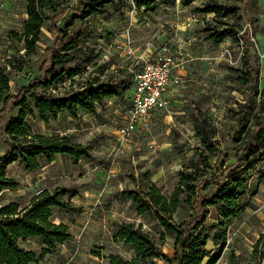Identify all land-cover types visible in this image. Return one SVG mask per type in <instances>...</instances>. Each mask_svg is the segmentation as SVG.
<instances>
[{
    "label": "rangeland",
    "instance_id": "rangeland-1",
    "mask_svg": "<svg viewBox=\"0 0 264 264\" xmlns=\"http://www.w3.org/2000/svg\"><path fill=\"white\" fill-rule=\"evenodd\" d=\"M203 1L196 0L187 6L180 0L160 1L154 12L147 13L142 9L134 10L130 0H117L107 6L104 15H92L84 22L76 23L69 34L83 29L87 37L80 57L74 55L68 67L77 66L86 51L98 63L108 65L106 75L127 65L135 67L136 63L126 59L121 51L124 44L131 42L137 54H142L154 51L164 40H171L179 64L171 82V102L166 108L153 112L127 139L121 136L119 129L125 123L128 92L122 98L111 97L98 104L94 114L81 108L76 118L65 112L57 120L46 123L35 110L34 115L26 117L34 133L68 135L74 142L87 145L92 156L75 160L68 154H59L51 164L44 162L35 172L27 171L21 161L14 162L9 165L8 175L18 180L20 186L14 190L6 189L0 196V205L18 202L25 206L41 190H68L65 199L72 201L71 209L54 208V221L70 227L73 236L68 250L73 247L86 259L90 258L89 254H99L102 250L108 255L116 253L130 259L133 256L131 246L115 239V233L125 222L142 224L159 239L162 227L152 214H139L128 191H143L154 184L167 197L173 194L181 179L179 172L192 160H197L196 148L201 147L193 129V101L219 126L218 148L222 153L233 155L235 150L231 141L235 121L231 119L236 114L232 108H237L241 101L247 102L250 95V84L237 79L243 75L240 70L244 67L242 46L230 38L221 43L206 38L204 28L214 26L217 20L214 14L199 11ZM27 3L28 0H0L1 62L10 60L17 46L21 54L26 53L23 40L14 41L12 34L22 31L24 22L29 19ZM230 3L238 7L237 13L218 21L235 23L241 29L240 34L248 32L254 44L252 64L259 69L260 93L252 97L254 101L248 110L257 109L264 95V0H231ZM76 8L77 0H57L44 10L46 22L42 26L37 52L26 58L28 63L21 71L11 72L13 94H18L21 87L39 76L47 47L53 49L57 42V34L51 30V25L62 28ZM68 37L58 42L57 53H63L61 46ZM232 67L239 70H230ZM69 83L66 79L52 89L62 94L69 89ZM36 89L43 91L41 87ZM28 103L35 109L33 98L28 97ZM20 109L11 104L2 115L0 158L6 153L2 130L11 119L19 116ZM218 157L216 151L215 159ZM213 189L202 191V195H208ZM259 190L250 207L228 221L224 230L227 242L222 245V257L214 264H229L232 254L239 257L237 264H248L253 244L264 233V182ZM182 208V213L175 219L192 213L186 204ZM209 210L208 224L215 220L213 208ZM164 239L163 250L173 255L175 235L167 234ZM28 246L39 252L43 244L40 240H32ZM208 248H215L213 242H209ZM51 262L46 259L45 263ZM157 264L168 263L161 260Z\"/></svg>",
    "mask_w": 264,
    "mask_h": 264
},
{
    "label": "trees",
    "instance_id": "trees-1",
    "mask_svg": "<svg viewBox=\"0 0 264 264\" xmlns=\"http://www.w3.org/2000/svg\"><path fill=\"white\" fill-rule=\"evenodd\" d=\"M55 1L28 0L26 11L29 19L24 22L22 31L12 34L14 41L23 40L26 53L21 54L17 46L10 60H0V126L2 115L11 104L21 108L19 116L11 119L2 130L6 153L0 158V196L6 189L14 190L20 186L18 180L8 175L9 165L16 161H21L27 171L35 172L43 167L44 162L51 164L59 154H68L75 160L92 156L87 145L74 142L68 135L34 133L26 120L27 115H34L36 110L40 120L50 123L65 112L76 118L81 108L94 114L98 104L111 97L122 98L133 88L134 68L127 65L106 75L108 65L98 63L86 51L77 66L68 67L74 55L80 57L79 52L87 37L83 29L71 35L70 30L78 21L84 22L92 15H104L107 6L117 2L77 0L73 16L62 28L51 25V30L57 34V42L53 49L47 47L46 60L41 64L39 76L29 85L21 87L18 94L12 93L11 72L21 71L28 63L26 58L37 52L42 26L46 22L44 10ZM160 1L169 3L170 0H134L136 8L147 13L154 12ZM195 1L180 0L183 6ZM230 1L204 0L199 11L212 13L217 20L214 26L204 28L206 38L214 43L230 38L243 49L244 67L240 69L243 75L237 79L243 84H250V95L247 102L241 101L237 108H232L236 114L231 119L235 121L231 141L235 153H222L217 145L219 126L193 101V129L201 147L196 148L197 160H192L179 172L181 179L173 194L167 197L154 184L143 191L130 190L127 193L138 206L139 214L150 213L158 221L163 229L159 239L142 224L122 223L115 239L130 245L133 256L126 259L121 254H111L108 255V264H157L161 260L168 264H204L207 259L206 264H214L222 257V245L227 242L224 230L228 221L244 213L253 197L260 192L264 182V95L257 109L248 110L254 101L252 97L260 93L259 69L252 64L254 44L249 33L241 35V29L235 23L218 21L237 13L238 7ZM66 37L69 39L62 43L63 53H57L58 42ZM82 77L83 81L80 80ZM66 79L70 82L69 89L62 94L54 92L52 86L64 83ZM37 87L43 88V91H38ZM28 97L34 99L35 109L28 103ZM216 151L219 152L217 159ZM220 156H225V159ZM210 187L214 188L213 191L203 196L202 191ZM67 193L66 189L57 188L52 192L44 189L25 206H20L18 202L0 205V264H38L72 238L69 226L54 221V208L71 209L72 201L65 199ZM183 204L191 207L192 213L177 220L175 216H180ZM209 208H213L215 213V220L210 224ZM167 234L175 235L173 255L163 250ZM259 236L253 244L248 264H264V233ZM32 240L42 242L39 252L28 246ZM209 242H213L215 248H208ZM238 260L239 257L232 254L229 264H237Z\"/></svg>",
    "mask_w": 264,
    "mask_h": 264
},
{
    "label": "built area",
    "instance_id": "built-area-1",
    "mask_svg": "<svg viewBox=\"0 0 264 264\" xmlns=\"http://www.w3.org/2000/svg\"><path fill=\"white\" fill-rule=\"evenodd\" d=\"M130 2L136 10L134 0ZM172 45L171 40H164L154 51L142 54H137L131 42L121 48L126 59L136 63L133 70L134 84L124 116L125 123L119 129L124 139L131 137L153 112L170 104L168 92L175 68L179 66Z\"/></svg>",
    "mask_w": 264,
    "mask_h": 264
},
{
    "label": "crops",
    "instance_id": "crops-1",
    "mask_svg": "<svg viewBox=\"0 0 264 264\" xmlns=\"http://www.w3.org/2000/svg\"><path fill=\"white\" fill-rule=\"evenodd\" d=\"M171 96H172V85L170 86L168 92L169 100L171 99ZM71 239H69L65 244L60 245L56 250L53 251L52 254L47 255L44 261L38 262V264H46L45 263L46 259L52 261L51 263L53 264H88V263L108 264V254H106L103 250L102 253L99 254H89L90 258L88 259H86V257L83 256L78 251L74 250L73 247L68 250V248L71 247L70 244ZM94 260H96L95 263ZM51 263H47V264H51ZM33 264H37V263H33Z\"/></svg>",
    "mask_w": 264,
    "mask_h": 264
}]
</instances>
